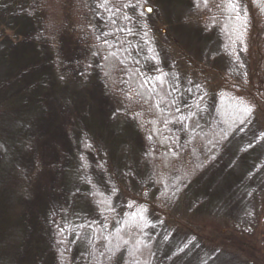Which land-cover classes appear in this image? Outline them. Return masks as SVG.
<instances>
[{
	"label": "trees",
	"instance_id": "1",
	"mask_svg": "<svg viewBox=\"0 0 264 264\" xmlns=\"http://www.w3.org/2000/svg\"><path fill=\"white\" fill-rule=\"evenodd\" d=\"M122 2L127 5L126 0ZM203 3L205 19L199 18V21L202 24L209 21L217 25L223 23L232 47L249 45L254 31L251 29L256 28L255 51L264 68V0H244L246 6L242 14L231 7L229 0H203ZM91 13L97 18L96 21L90 20ZM112 14L114 13H111V9L101 3L90 10L87 0H0V264H15L23 244L25 225L18 205L21 195L13 197L11 186L14 177L20 175L16 174L18 166L29 170L33 164L31 144L33 137L37 141L36 130L42 120V109L36 95L45 90L42 87L49 84L56 88L53 90L56 97L59 95L60 98L64 94L61 86H65L67 81H64L67 66L64 65L66 58L63 54L65 51L84 54L75 44L73 49L69 45L63 48L66 45V41L62 39L66 17L75 32L85 38V44L92 50L91 56L83 50L87 56H81L74 65L75 71H85L81 78L84 82L80 98L88 96L85 91H91L87 88V83L98 81L102 91L107 94L108 106L105 113L95 112L93 109L89 110L92 99L86 100L85 106L71 125L67 145L60 144L55 149L56 166L53 168L56 171V187L61 202L56 201L55 209L52 210L53 213L58 212L59 216L57 227L52 224L53 219L50 221L54 239L49 238L47 245L54 243L56 235L60 234L67 241L65 264H89L94 229L91 228L88 217H94L99 212L106 220L111 221L110 218L114 215L113 203L103 190H94L95 183L102 182L105 176L122 182L121 178L125 180L130 173L134 175L137 169L131 155L138 154L139 149L130 140L129 133L132 132L135 139L147 141L155 153L151 162L152 185L142 188L140 180L144 181L146 177L139 179V172L134 175L135 179L137 176L139 179L134 192L128 189L127 182H122L125 184L122 186L115 181L119 185V199L125 206V209L120 210L117 221L127 240H136L141 229L140 219L129 214V209L141 207L144 211L150 208L151 201L145 198V191L156 192L153 184L165 180L185 161L182 154L174 151L166 135L165 114L155 104L152 89L154 70L143 64H146L147 57L143 56V43L137 37L141 23L132 20L131 16L125 17L123 9L115 12L114 16ZM159 19L170 22L168 16H160ZM153 25L155 33L160 35L158 24ZM6 29H10L12 34H8ZM162 45L176 50L180 48L170 37ZM125 53L130 57L128 64L123 60L127 58ZM181 54L186 56L182 49ZM34 62L38 63L36 74L33 77L25 76L26 66ZM188 62L190 69H184L188 73L210 75V79L213 78L215 71L212 69L204 68L205 65L193 59ZM41 67L45 69L40 71ZM22 79L25 80L24 83ZM71 80L73 83L79 82L80 77L73 76ZM213 82H208L211 84L208 91L212 96V102H209L211 110L194 116L195 130L210 129L213 119L216 118L222 128L218 132L219 140H226L233 136L230 130L239 121L250 120L253 115L259 120L258 109L261 101L254 84L244 86L231 82L224 86ZM73 90L68 95L72 101L76 99L73 96L80 88L76 85ZM183 96L181 92L176 96L179 98V105ZM173 109H177L176 105ZM261 130L263 129H258V135L251 130L253 134L240 138L238 148L248 158L247 164L236 165L240 167V172L232 176L238 179L242 177L239 182L240 192L232 191L226 199L217 193L212 195L211 190L195 196L194 198L199 197V206L194 215L189 214L195 216V219L190 216L180 218L177 213L164 214L151 206L165 227H175L178 232L184 231L195 236L197 245L200 246L197 253L201 256L199 260H195V264H228L224 260L227 255L240 262L235 261L236 264H264V230H261L260 221L253 227L246 228L239 222L235 212L225 207L228 202L234 203L237 195H241L236 201L240 212L255 214L256 207L253 203H256V198H261V204H264V147L258 146L263 137L260 135ZM223 132L227 135H223ZM91 153L95 154L103 171L101 170V175L89 173L87 177L84 157ZM118 158H122V161ZM251 174L252 177L248 178ZM242 199L243 203L247 199L249 203L242 206ZM225 200L227 201L224 203ZM180 201L182 204L189 202V196ZM146 205L144 209L143 206ZM208 224H213L210 233L206 232ZM249 231L255 234H245ZM162 232L164 234L168 231ZM257 234H261V241ZM198 239L203 243L199 244ZM188 240L184 241L177 234L166 239L160 249L166 254H172L179 247L187 245ZM193 249L189 255L192 254L195 259ZM48 252V260L56 264L53 257L57 255L56 252L51 251L50 247ZM215 255L218 257L213 262L211 258Z\"/></svg>",
	"mask_w": 264,
	"mask_h": 264
},
{
	"label": "rangeland",
	"instance_id": "2",
	"mask_svg": "<svg viewBox=\"0 0 264 264\" xmlns=\"http://www.w3.org/2000/svg\"><path fill=\"white\" fill-rule=\"evenodd\" d=\"M12 1L20 2V0ZM126 1L127 5H123L122 0H87V6L91 10L98 3H101L102 6L111 9V13L114 14L123 9L125 17L131 16L132 20L141 23V30L137 37L142 40L145 50L143 56L147 57L146 64L144 62L143 64L146 67H152L154 70L152 89L155 104L165 114L166 135L174 151L182 154L185 161L179 164L177 170L169 174L165 180L153 184L156 192L153 190L146 192L144 190L145 198L149 202L151 201L150 208L145 209L146 205L143 206L144 211L141 207L129 209V214L140 219L141 229L136 240H127L122 235L121 227L117 221L120 210L125 209L119 199L121 194L117 182L122 186L127 182V187L132 192L137 190L138 181L141 178L146 177L144 181L140 180L142 188L143 186L152 185L150 178L152 175L151 162L155 153L147 141L141 138L135 139L134 136L132 137L131 130H129L131 132L129 133L130 140L135 142L139 149L138 154L131 155L137 168L134 175L139 172V179L138 176L135 179V176L130 173L125 180L121 178L122 182L125 181L124 183L109 176H105L102 182L95 183L94 190L99 192L103 190L113 203L112 212L114 215L110 218L111 221L106 220L103 214L99 212L95 213L94 217H88L89 224L94 229L92 257L89 264H195V260H199L201 257L197 253L200 246L197 245L198 242L195 236L191 233L186 234L184 231L178 232L175 227H165L152 207L164 214L177 213L180 218L185 219L186 216H190L195 219V216H191L194 215L199 206V197L194 198L195 196L211 190L212 195L217 193L226 199L232 191L240 192L239 182L242 177L240 179L232 177L240 172V167H236V165L243 166L248 162L246 155L238 148L240 138L253 134L250 132L251 130L258 135V129H263L260 131V135L263 137L258 142V146L264 147V68L261 66L258 54L255 51V44L257 43L256 28L251 29L254 31L249 45H245L246 47L240 45H237L240 47H232L223 23L217 25L209 21L202 24L199 21V18L205 19L203 0ZM229 1L231 7L239 14L245 12L244 0ZM90 15L91 21L97 20L94 14L91 13ZM160 16H168L170 22L160 21ZM155 23L160 27V35L155 33L153 25ZM6 32L12 34L10 29H6ZM168 37L176 41V44L180 47L178 50L162 45L163 42H167ZM62 39L66 41L63 48L69 45L73 49L75 44L80 49L78 50L84 52V54L81 52L72 54L66 51L63 54L66 58L64 65L67 66L64 81H67L65 86H61L64 94L60 95V98L59 95L56 97L53 90L54 86L51 87L49 84H46L45 88L42 87L45 90L36 95L42 109V120L36 130L37 141L33 137V144H31L33 150L31 149L30 152L33 164L29 170L25 169L24 166H18L16 174L20 175L14 177L11 186L13 197L21 195L20 204L18 205L22 212L23 225H25L23 244L19 249L15 264H52L48 260L50 258L49 247L51 251H55L57 254L56 256L53 255L56 264H65V256L68 254V250L66 247L67 241L63 239L64 236L56 235L54 243L47 245L49 238L54 239L50 221L54 220L52 224L56 227L58 223V212L53 213L52 210L55 209L56 201L61 202V196L57 193L56 187V171L53 168V166H56L55 149L60 144L62 146L67 145L71 125L74 118L85 106L86 100L92 99L89 110L93 109L95 112L105 113L108 106L107 94L105 95L102 91L98 81L87 83V88L91 91H85L88 96L80 98L84 82L81 78H83L85 71H75L74 65L81 56H87L86 51L88 56H91L92 50L85 44V38L75 32L67 17ZM118 45L122 46L120 43ZM181 49L186 53V56L181 54ZM125 55L127 58H122L126 60V63H129L130 57L126 53ZM192 59L201 62L205 65L204 68L215 71L213 78L210 79V75L188 73L184 70L190 69L188 61ZM37 65V62L27 65L25 76L30 75V77H33L37 72ZM44 69V67H41L40 71ZM73 76L80 77L79 82L74 81L73 83L71 80ZM21 81L24 83L25 80L22 79ZM213 81L224 86L231 82L244 86L254 84L261 101L258 109L259 120H256L253 115L250 120L239 121L230 130V134H233V136L226 140H223L224 138L219 140L218 132L222 131V128L219 127L216 118L213 119L210 129L197 131L193 127L194 116L201 112L208 113L211 110L209 102L212 96L208 93L211 84H208V82L212 83ZM76 85L80 90L73 96L76 99L72 101L68 98V95L74 92L73 88ZM54 89L56 90V88ZM180 92L184 96L179 105V98H176V96ZM175 105L177 109H173ZM177 110H180V112L178 113ZM224 134L227 135L223 132ZM213 147L214 151L212 152ZM118 159L120 162L122 161V158ZM84 160L87 166V177L89 173H99L101 175L100 172L103 171V168L98 163L94 153L84 157ZM52 162L55 163L52 164ZM234 162L235 165L231 166ZM262 167L263 165L261 169ZM251 177L252 174L248 178ZM241 183H244V181L241 180ZM262 188H264V185ZM187 196H189L190 201H185L184 205L180 200L183 201ZM240 196L237 195L236 201L241 198ZM256 200V203H253L256 207L255 214L240 212V209L236 207V201L234 203L228 202L225 207L235 212L239 222L244 227H253L257 221H260L261 230H264V204H261V198H256ZM241 201L242 206L249 203L248 199L244 203L243 199ZM211 225L213 224L207 227V233L212 232ZM166 230L168 232L163 234L162 231ZM177 234L184 241L189 239L187 245L179 247L172 254H166L162 251L163 249H160L162 244L166 242V239H170ZM245 234L252 236L255 233L249 231ZM257 235L259 241H261V234ZM257 235L254 237H257ZM198 241L199 244L203 243L201 239H198ZM204 245L208 247L205 242ZM191 249L194 251L195 259H193L192 254L189 255ZM216 257L218 256H212L211 260L214 262ZM233 258L227 255V259L224 258V260L228 264H236L235 261L240 263Z\"/></svg>",
	"mask_w": 264,
	"mask_h": 264
},
{
	"label": "snow or ice",
	"instance_id": "3",
	"mask_svg": "<svg viewBox=\"0 0 264 264\" xmlns=\"http://www.w3.org/2000/svg\"><path fill=\"white\" fill-rule=\"evenodd\" d=\"M149 11H151V9H149Z\"/></svg>",
	"mask_w": 264,
	"mask_h": 264
},
{
	"label": "water",
	"instance_id": "4",
	"mask_svg": "<svg viewBox=\"0 0 264 264\" xmlns=\"http://www.w3.org/2000/svg\"><path fill=\"white\" fill-rule=\"evenodd\" d=\"M148 10V8H146Z\"/></svg>",
	"mask_w": 264,
	"mask_h": 264
}]
</instances>
